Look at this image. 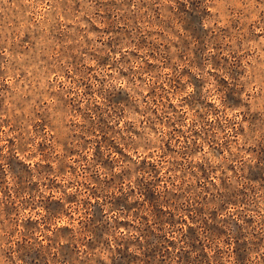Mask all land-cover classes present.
<instances>
[{
    "label": "rangeland",
    "instance_id": "rangeland-1",
    "mask_svg": "<svg viewBox=\"0 0 264 264\" xmlns=\"http://www.w3.org/2000/svg\"><path fill=\"white\" fill-rule=\"evenodd\" d=\"M0 264H264V0H0Z\"/></svg>",
    "mask_w": 264,
    "mask_h": 264
}]
</instances>
